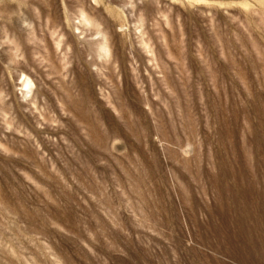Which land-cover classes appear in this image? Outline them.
<instances>
[{
    "label": "clouds",
    "instance_id": "obj_1",
    "mask_svg": "<svg viewBox=\"0 0 264 264\" xmlns=\"http://www.w3.org/2000/svg\"><path fill=\"white\" fill-rule=\"evenodd\" d=\"M234 126L264 189V0H0V264H238L193 237Z\"/></svg>",
    "mask_w": 264,
    "mask_h": 264
},
{
    "label": "rangeland",
    "instance_id": "obj_2",
    "mask_svg": "<svg viewBox=\"0 0 264 264\" xmlns=\"http://www.w3.org/2000/svg\"><path fill=\"white\" fill-rule=\"evenodd\" d=\"M231 134L233 143L230 157L234 152L235 158L231 159L230 166L226 165L222 170L219 184L223 194L218 202L214 200L208 207L194 197L193 207L197 218L193 237L198 235L203 242H211L214 247L219 245L220 250L234 257L238 264H256L252 249L256 243V218L258 216L264 219V189H257L251 179L235 126L231 129ZM221 135L225 136L227 133L222 132ZM256 140L260 144L261 154H264V132H259ZM225 184H227L226 193L223 192ZM200 210L205 212L206 221L199 220ZM177 224L179 227L178 219ZM192 225L193 221L189 217L190 229ZM180 231L183 235L182 228ZM130 255L139 264L142 252L130 251ZM117 264H131V262L117 261Z\"/></svg>",
    "mask_w": 264,
    "mask_h": 264
}]
</instances>
